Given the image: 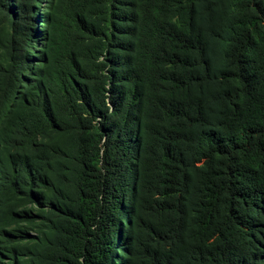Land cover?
<instances>
[{"label":"trees","instance_id":"obj_1","mask_svg":"<svg viewBox=\"0 0 264 264\" xmlns=\"http://www.w3.org/2000/svg\"><path fill=\"white\" fill-rule=\"evenodd\" d=\"M0 264H264V0H0Z\"/></svg>","mask_w":264,"mask_h":264},{"label":"rangeland","instance_id":"obj_2","mask_svg":"<svg viewBox=\"0 0 264 264\" xmlns=\"http://www.w3.org/2000/svg\"><path fill=\"white\" fill-rule=\"evenodd\" d=\"M43 5H45V4H43Z\"/></svg>","mask_w":264,"mask_h":264}]
</instances>
